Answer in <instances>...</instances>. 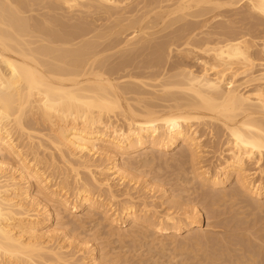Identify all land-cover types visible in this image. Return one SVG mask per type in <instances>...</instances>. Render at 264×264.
I'll use <instances>...</instances> for the list:
<instances>
[{
    "label": "bare ground",
    "instance_id": "obj_1",
    "mask_svg": "<svg viewBox=\"0 0 264 264\" xmlns=\"http://www.w3.org/2000/svg\"><path fill=\"white\" fill-rule=\"evenodd\" d=\"M263 23L264 0H0V264H178L192 232L193 264H264L203 230L264 208ZM179 146L161 213L140 170Z\"/></svg>",
    "mask_w": 264,
    "mask_h": 264
},
{
    "label": "rangeland",
    "instance_id": "obj_2",
    "mask_svg": "<svg viewBox=\"0 0 264 264\" xmlns=\"http://www.w3.org/2000/svg\"><path fill=\"white\" fill-rule=\"evenodd\" d=\"M237 11L238 10H227L225 14L230 16L236 13ZM172 62H186L195 70L200 69V65L197 64L195 61H186L175 55L172 59ZM214 128L217 129V125H215ZM202 133L203 132L199 133V135L202 136ZM204 143L209 147L207 151L209 153V156L203 158L202 162H204V165L210 166L211 162L215 160V156H217L219 151L222 150L223 140L210 142V140L206 138L204 140ZM180 149L181 147L179 146L173 151V155L168 157L169 161H160L155 163V165H153V168H142L140 170L143 173L141 175V180L143 181V184L140 186V190L141 192L143 188L148 190V193L145 195L147 201L151 202L152 205L156 208V210L161 213H164L170 209V204L168 203V201L171 194H177L171 191L172 189L176 188L175 183L177 177L179 176L180 172L184 170V168H189L187 167V165L184 164V162H182V160L178 156ZM100 159L101 158H97V160L95 161L96 164L104 163V161ZM117 182L118 180L116 181V183ZM121 183L122 182H120V184L116 186V189L121 190V192H123L126 185H121ZM147 183H149L151 186L147 185ZM166 190H168V193H166V196H164L163 193L166 192ZM188 206L190 208H192L193 206H197L202 210L205 215L208 214V207L203 202L192 203ZM235 214H240V217L233 219L232 216H234ZM222 219H225V221H221ZM244 219H246L247 222H245ZM242 221H244L246 224L242 225L238 223ZM208 222L211 223L209 232L214 237L223 238L226 236L228 237V240L232 241L233 239H239L242 240V242H249L252 245L253 250L264 251V208H259L257 205L251 204L248 199L239 201L237 206H234L231 212L223 213L222 216L218 219H206L205 226L203 227L204 231H207L205 227ZM182 236L186 237V234H183ZM188 236H190L191 238H178V240L175 242L174 248H171L166 251L167 258L168 256L173 255L176 257L174 262H177L178 264L194 263L193 252H191L190 250H180L181 245H187L192 250L195 249V247L193 246V238L196 237V233L192 232ZM232 248H234L235 250H239L245 249L246 246L239 245L237 244V241H233Z\"/></svg>",
    "mask_w": 264,
    "mask_h": 264
}]
</instances>
